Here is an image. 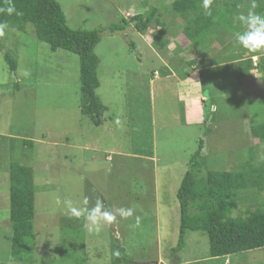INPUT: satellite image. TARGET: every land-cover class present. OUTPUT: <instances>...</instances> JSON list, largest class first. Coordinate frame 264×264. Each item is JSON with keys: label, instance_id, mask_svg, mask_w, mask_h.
<instances>
[{"label": "rangeland", "instance_id": "obj_1", "mask_svg": "<svg viewBox=\"0 0 264 264\" xmlns=\"http://www.w3.org/2000/svg\"><path fill=\"white\" fill-rule=\"evenodd\" d=\"M58 2L72 29L102 32L96 50L97 96L107 112L99 127L83 114L78 55L53 52L31 24L25 32L8 28L0 37L4 49L0 51V264H22L9 260V168L14 161L33 170L36 186L35 238L24 254L27 264H115L120 249L126 262L121 264H264V248L226 260L212 259L210 240L203 232H188L185 247L179 249L177 200L202 139L210 171H239L252 154L256 165L264 162V143L254 141L248 126L264 122L262 87H252L251 92L240 86L234 65L213 71L220 82L206 80L204 89L210 100L218 93L217 121L214 126L186 127L180 120L182 105L173 93L174 83H152L155 72L163 75L167 66L178 67L183 74L197 62L207 66L250 56L253 51L237 40L246 25L235 17L247 15L250 9L264 15L261 2L245 1L223 27L225 34L221 26H214L196 42H190L184 31L189 29L190 16L173 13V0ZM151 8L158 14L141 32L132 19ZM221 11L224 20L228 11L223 6ZM158 20L165 24L163 34ZM113 26L126 30L112 33ZM220 37L226 38L228 50L220 47ZM156 38L168 41L167 46ZM6 53L17 56L16 71L11 70ZM226 55L229 58L222 60ZM189 58L195 63H187ZM207 127L213 129L209 135ZM257 192L241 193L243 212L264 207V192ZM56 197L70 199L76 207H83L88 197L89 208L100 200L113 212L131 208L134 215L117 216L99 233L89 232L84 227L86 217L66 214L64 205L55 203ZM136 216L141 217L138 227Z\"/></svg>", "mask_w": 264, "mask_h": 264}, {"label": "trees", "instance_id": "obj_2", "mask_svg": "<svg viewBox=\"0 0 264 264\" xmlns=\"http://www.w3.org/2000/svg\"><path fill=\"white\" fill-rule=\"evenodd\" d=\"M245 1L247 0H213L210 15L202 6L203 0H173L171 7L173 13L190 16L189 29L184 31L188 34L190 42H196V39L198 41L201 38L200 36L210 33L214 26H221L225 34L227 31L223 27L241 9ZM253 1L261 2L263 6L261 11H264V0ZM9 6H14L20 14L0 12V23L6 22L9 28L18 32H25L27 26L31 24L35 27L38 39L47 43L53 52L65 50L81 58V109L85 116L92 119L95 126H101L107 112V107L97 96V90L100 87L98 78L100 59L96 50L102 41V32L72 29L58 0H0V9H6ZM222 6L225 11H228L226 13L228 17L224 14V20H221L223 15L220 17ZM157 14L158 9L151 8L146 15L133 18L132 21L142 32L143 28H150ZM157 24L162 26L159 34H163L165 24L160 20ZM124 30L126 27L123 26L111 28L112 33ZM156 42L162 47L168 44V41H162L160 38H156ZM0 51L4 52L1 45ZM255 53L253 51L250 57ZM5 58L11 70L16 71L17 56L6 53ZM235 61H243L244 65L253 66L252 59L237 57ZM19 87L17 86V89ZM212 131L211 127H207L206 135L211 134ZM251 134L255 141L264 143V122L253 124ZM26 144L27 142L23 143L24 147ZM204 148L205 143L202 139L197 153L189 162L190 170L185 174L177 196L181 223L179 249L185 247V236L188 232L207 234L211 245V258L216 260H226L239 254L263 249L264 207L243 212L241 201H243L242 192L252 189H257V194L264 192V162L256 165L257 158L255 154H252L239 171H210L209 161L203 155ZM9 177L12 230L9 260L27 264L28 260L24 254L35 238L34 172L30 167L14 161L9 168ZM121 253H124V250L120 249V259L115 261V264L125 262L121 260Z\"/></svg>", "mask_w": 264, "mask_h": 264}, {"label": "crops", "instance_id": "obj_3", "mask_svg": "<svg viewBox=\"0 0 264 264\" xmlns=\"http://www.w3.org/2000/svg\"><path fill=\"white\" fill-rule=\"evenodd\" d=\"M225 40L226 38L224 39V41L221 40L223 42V46L220 45V47H222L224 51L227 49V42ZM180 51L181 50H177L176 52ZM255 52L256 53L251 57L249 56L250 58L245 55V58L247 60L252 59L253 66L250 67L246 65L243 66V61L226 60L225 58H228L229 56L226 55V57L222 58V60L225 59L224 61H222L223 63H211L207 66L205 64L200 66L197 62V65L189 66L190 71L184 72L183 74L178 73L181 70L180 68L177 67L176 69H173L172 66L171 68H168L167 66V71H165L163 75L161 73L155 72V79L152 81V83L156 80L159 82H169L170 80L174 83L175 89L173 90V93L175 96H177L178 101L182 105V116L180 117V120L186 127H201L205 125L214 126L217 121L216 115L219 111V97L217 95L218 93H216L214 94L215 98H212L210 100V95L208 93L206 94L204 89L206 80H215L214 82H220V80H217L218 77H216L212 72L227 68L230 64L234 65L232 66L234 67L233 71L235 73H238L236 77L239 81L240 86L246 85V87H248L247 90L249 91L252 87L255 86L262 87V89H264V48H261ZM192 59L189 58V60H187V63H195L194 60L192 61ZM153 85L154 84H152V87ZM209 102H212L211 107H209ZM153 120L155 121V118ZM252 125L253 124H248V126L250 127V133ZM152 159H154V157L151 158L150 161Z\"/></svg>", "mask_w": 264, "mask_h": 264}, {"label": "clouds", "instance_id": "obj_4", "mask_svg": "<svg viewBox=\"0 0 264 264\" xmlns=\"http://www.w3.org/2000/svg\"><path fill=\"white\" fill-rule=\"evenodd\" d=\"M213 0H203L202 6L206 13L211 14L210 8ZM256 8L255 2L252 4V9ZM6 11L8 14L17 12L14 6H9L6 9H0V12ZM235 19L239 20L242 24L246 25V31L237 35L239 44L250 51H257L264 48V15L258 14L253 10H249L247 15L240 13ZM9 28L8 23H0V37L6 34V30ZM116 123L119 124L120 120L117 118ZM55 203L57 205L63 204L66 210V214L74 217H86L84 227L89 232L99 233L105 224H111L116 221L117 216L121 218H128L134 215L131 208H119L116 212L107 209L104 204L97 200L94 207L89 208V199L84 197L83 207L74 206L70 199L65 198L63 201L59 197H56ZM136 226H140L141 217L136 216ZM119 255V253H117ZM228 259V258H227Z\"/></svg>", "mask_w": 264, "mask_h": 264}]
</instances>
